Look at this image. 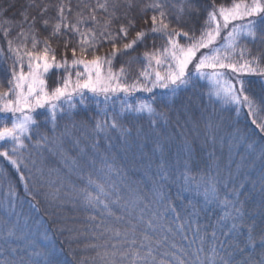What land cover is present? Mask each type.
Masks as SVG:
<instances>
[{
	"label": "snow or ice",
	"instance_id": "snow-or-ice-1",
	"mask_svg": "<svg viewBox=\"0 0 264 264\" xmlns=\"http://www.w3.org/2000/svg\"><path fill=\"white\" fill-rule=\"evenodd\" d=\"M14 7V3H8L0 8V31L7 42V52L0 48V62L11 61L6 69L7 87L0 84V157L20 174L29 208L38 213L37 196L43 195L45 200L54 203L60 200L62 191L67 199L61 204L79 202L87 214L85 227L90 231L91 240L85 247L94 250L95 255L91 257L94 264H264V228L257 234L254 222L246 223L238 196L220 201L215 183H206L203 197L205 202L218 201L224 207L222 219L230 220L231 228L223 235L246 233V236L243 241L218 242L213 231L209 249L206 251L202 237L200 247L192 252L168 244L165 233L173 232L165 223L168 215L172 214L174 221L182 218L163 191L162 182L168 179L163 161L158 166V180L151 189L153 200L159 205L155 210L150 207L152 201L139 197L125 199L114 184H107L97 175L119 174L109 163L108 153H100L101 137L111 148V131H116L125 142L131 135V129L120 124L115 116L111 122L108 119L95 122L90 144H82L67 128L59 136L56 134L58 117L71 119L78 105L87 107L90 101L99 108L100 97L105 105L102 110L105 118L109 102L115 98L120 101V116L146 115L153 127L158 121L167 124L168 113L157 111L155 101L159 99L163 108L171 111L178 93L201 80L212 82L209 101L236 105L237 111L247 108L251 123L264 132L261 115L264 89L258 98L249 95L246 84L251 82L242 78H264V52L258 47L253 55L248 46H264V0H231L228 5L217 0H24L18 19L6 15ZM137 16L145 25L150 21V26L138 28ZM130 33H134L131 39ZM157 41L162 43L158 45ZM54 44L63 46L59 60ZM105 46L110 51L106 55L98 54ZM141 47L145 49L142 53ZM68 51H71V60L67 57ZM118 57L122 63L114 69ZM140 61L143 66L138 76L129 81L126 67ZM53 69L57 72L63 69V72L50 87L48 74ZM222 70L233 75L226 76ZM156 89L165 91L157 97ZM137 92L153 94L152 99L130 103L129 99ZM176 113L178 125L182 116L190 120L195 117L191 101L181 104ZM41 123L45 127L51 125V137L40 132ZM81 126H86V122L82 121ZM72 127H76L75 123ZM217 127L211 120L205 125L206 134L213 140ZM33 134L36 136L34 147L47 149L59 157L58 163L68 170L63 176L58 168L44 160L38 163L36 159L25 158ZM65 137L71 141V149L64 147ZM185 148L191 152L187 137ZM247 148L255 151L252 144ZM153 151L162 155L163 145L157 142ZM257 159L264 161V150ZM85 168L89 170L86 183L78 187L70 177L75 174L83 180ZM183 180L186 186L195 184L199 191V182L190 177L187 169ZM261 183L264 187V180ZM45 187L48 191L40 193L39 189ZM19 199L16 187L9 183L5 193L9 215L15 213ZM17 217L15 224L7 226L5 221L0 226V240L9 246L0 264H55L50 259L54 243L47 229L32 233L35 238L27 240V246L11 247L10 242L27 239L20 227L19 214ZM28 219L24 220L25 229ZM36 224L41 226L42 221ZM188 224H192L191 217ZM57 230L68 232L69 243L89 234L63 225H57ZM176 230L183 231L184 223L177 224ZM217 245L227 255L218 251ZM257 247L261 256L253 260L252 253ZM164 248L168 250L161 251ZM229 248L241 254L251 251L245 260L236 261L230 258L235 253Z\"/></svg>",
	"mask_w": 264,
	"mask_h": 264
},
{
	"label": "trees",
	"instance_id": "trees-1",
	"mask_svg": "<svg viewBox=\"0 0 264 264\" xmlns=\"http://www.w3.org/2000/svg\"><path fill=\"white\" fill-rule=\"evenodd\" d=\"M23 2L24 0H0V8L6 7L8 3H14L15 7L11 8L6 15L18 19L19 9ZM217 2L228 5L231 0H217ZM247 2H250V0H247ZM136 19L138 28L150 26V21L149 25H145L139 16ZM132 35L134 33L129 34V39L132 38ZM160 43L162 41H157L158 45ZM53 46L56 48L57 59H61L62 44L60 46L54 44ZM248 46L251 48L253 55L257 53L258 47L261 52H264V46L252 44ZM150 47L151 42H149ZM0 48H4L7 52V42L2 31H0ZM144 50L143 47L139 49L141 53ZM109 51L110 47L105 46L104 50L98 54L106 55ZM67 57L71 60V51L67 52ZM10 63V60L0 62V84H3L5 88L9 76L6 69H8ZM121 63L122 60L118 57L114 61L113 68L118 69ZM142 66L143 62L140 61L126 67L125 71L128 73L129 81L138 76ZM222 71H225L226 76L233 75L227 70ZM62 72L63 69L59 72L53 69L48 74L50 87L54 85ZM242 78L251 82L246 84L248 94L258 98L261 90L264 89V78L257 76H244ZM164 91L156 89L154 94L159 97ZM208 93L207 84L201 80L194 87L190 86L178 93L171 111L163 108L159 99H157L154 105L157 111L167 112L170 119L167 124L158 121L155 127L152 126L146 115L137 116L132 113H125L120 116V101L115 98L109 102L108 117L105 118L102 114L105 107L103 97H100L99 108L91 101L87 107L78 105L71 119L67 116L58 117L56 124V134L58 136L67 128L73 133V137L80 138L82 144L91 143L94 138L93 128L97 120L108 119L111 122V118L115 116L120 124L130 128L131 135L126 142L119 137L116 131L113 130L109 133L111 148L107 147L108 141L101 137L100 153H108L109 163L119 170V174L105 176L97 173V175H101L107 184H114L117 192L125 199L139 197L141 199L147 198L146 202L152 201L150 207L155 210L159 205L153 200L151 189L154 181L158 180V166L163 161V165L168 172V179L162 182L163 191L177 208L178 214L182 218L181 221H174L173 215H168L165 223L173 228V232L165 233L168 236V244H175L178 248L192 252L200 247L202 237L206 241L205 249L207 251L212 241L211 234L213 231L216 232L218 242H225V240L233 242L236 239L243 241L246 236V233L244 235L234 234L228 237L223 235L231 228V221L222 219L225 209L220 202H205L203 189L206 183H215L220 201H223L225 197L232 200L238 196L243 206L246 223L254 222L257 234L264 228V187L261 183L264 180V161L257 159V156L247 148L248 144L253 145L256 143V147H263L264 149V132L251 123V117L247 115V108H241L237 111L236 105H224L219 101H209ZM120 95L123 97V94ZM152 95L137 92L129 99V102L151 100ZM189 101H191L195 117L190 120L188 116H182L178 125L176 122V109L181 104ZM39 111L43 112L44 110ZM261 115L264 116V111L261 112ZM43 119V117H40L41 121ZM185 120H188V123H185ZM209 120L213 125L218 126L214 134V140L206 134L205 125ZM82 121L86 122V126H81ZM73 123L76 125L75 128L72 127ZM50 128V124L47 127L43 123L39 125L40 132L47 133L51 137ZM185 137L188 139L190 153L185 148ZM35 140L36 136L33 134V140L29 144L25 158L36 159L38 163L40 160H44L46 163L58 168L63 176L68 170L63 167L62 163H58L59 157L47 149L34 147ZM157 142L163 145L162 155L158 151H153ZM64 147L66 149L72 147L71 141L67 137H65ZM89 152L91 154L90 149ZM29 153L31 154L30 157ZM72 154L75 155L74 152ZM253 163L256 167H253ZM29 166L32 167L31 164ZM97 167H99V164ZM186 169L190 177L199 182V191H197L195 184L191 187L184 184L183 173ZM88 171L87 168L84 169L83 180L75 174H72L70 179L78 187L83 186L86 183ZM9 183L16 187L20 197L16 203L15 213L11 215L6 211L8 204L5 200ZM0 185H3V187H0V226H4L5 221H7V226L15 224L18 218L17 214H19L20 227L27 234L25 240L10 242L11 247L27 246V240L35 238L32 233H43L47 229L54 243V253L50 259L55 264H94L91 259L95 255L94 250L85 247L91 240L90 231L85 227L88 223L86 220L87 214L80 207L79 202L75 205L67 202L61 204V201L67 199L63 191L60 193V200L54 203H50L45 200L43 195H39L35 202H38L40 211L38 213L34 212L29 208V198L24 195L20 174L2 157H0ZM29 185L31 186V181H29ZM47 191V187L39 189L40 193ZM26 217H29V219L28 227L25 229L23 225ZM189 217L192 220L191 226L188 224ZM36 221H42V225L38 226ZM181 222L184 223V230L178 231L176 230L177 224ZM57 225L78 229L89 234L81 235L69 243L67 239L68 232L58 231ZM197 228H199V234H197ZM185 237L187 238L185 239ZM8 247L0 240V261L7 255L5 249ZM225 247L228 248V244H225ZM166 250L168 249H161V251ZM217 250L227 255L218 245ZM228 250L234 251L235 254L230 258L236 261L245 260L247 253L251 251L246 250L244 254H241L233 248ZM260 256L261 250L257 247L256 251L252 253V259L259 260Z\"/></svg>",
	"mask_w": 264,
	"mask_h": 264
},
{
	"label": "rangeland",
	"instance_id": "rangeland-1",
	"mask_svg": "<svg viewBox=\"0 0 264 264\" xmlns=\"http://www.w3.org/2000/svg\"><path fill=\"white\" fill-rule=\"evenodd\" d=\"M206 71H207V70H206ZM50 72H51V71H50ZM50 72H49V73H50ZM203 81H205V83L207 84V87L209 88V91H210V89H211V87H212V82H211L210 80H203ZM255 144H256V143L253 144V146H254V148H255V151H254V152L250 151V152L253 153V154H255L256 156H258L259 153H260V151H261V150H264V149H263V147H256ZM252 165H253V167H256V165H255L254 163H253Z\"/></svg>",
	"mask_w": 264,
	"mask_h": 264
}]
</instances>
